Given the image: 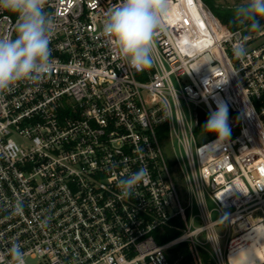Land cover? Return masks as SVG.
<instances>
[{"label": "built area", "instance_id": "obj_1", "mask_svg": "<svg viewBox=\"0 0 264 264\" xmlns=\"http://www.w3.org/2000/svg\"><path fill=\"white\" fill-rule=\"evenodd\" d=\"M120 2L45 0L52 70L0 93V264L15 243L25 264H171L166 250L180 242L230 264L233 239L254 229L264 245V29L230 28L202 0H169L155 62L137 71L101 30ZM16 23L0 10V37ZM240 39L247 54L236 58ZM218 100L231 135L199 143L198 111ZM141 167L148 177L124 197L118 180ZM166 227L179 234L158 241Z\"/></svg>", "mask_w": 264, "mask_h": 264}, {"label": "clouds", "instance_id": "obj_2", "mask_svg": "<svg viewBox=\"0 0 264 264\" xmlns=\"http://www.w3.org/2000/svg\"><path fill=\"white\" fill-rule=\"evenodd\" d=\"M45 0H0V10L17 18L14 36L0 37V93L11 91L20 82L39 84L52 70L50 41L54 21L44 8ZM170 11L169 0H121L109 9L101 30L113 47L118 59L130 68L143 71L156 59L154 39L157 30ZM264 0H245L234 9L233 23L253 31L264 29ZM233 55L243 58L247 54L243 39L233 44ZM203 130L215 134L217 142L224 143L231 135L229 110L218 100L215 110L209 112ZM148 177V170L141 167L118 180L124 197H130ZM22 206L17 204L15 212ZM8 264H25V254L19 243L9 250Z\"/></svg>", "mask_w": 264, "mask_h": 264}, {"label": "trees", "instance_id": "obj_3", "mask_svg": "<svg viewBox=\"0 0 264 264\" xmlns=\"http://www.w3.org/2000/svg\"><path fill=\"white\" fill-rule=\"evenodd\" d=\"M205 5L211 10V12L217 16L223 23H225L230 28L239 27L233 23L234 9L243 0H234L231 5H221L218 0H202ZM247 31H251L247 27ZM208 114L203 110L198 111V124L195 127V134L198 137L199 143L205 142L212 137L213 134L206 133L203 128L208 119ZM176 223L181 226L182 221L180 219L176 220ZM179 234V230L176 228L166 227L162 238L157 237L158 241H167ZM197 255L199 256L202 264H216L212 256L207 250L198 248L197 251L186 242H180L179 244L172 247V253L169 255V261L171 264H198Z\"/></svg>", "mask_w": 264, "mask_h": 264}, {"label": "bare ground", "instance_id": "obj_4", "mask_svg": "<svg viewBox=\"0 0 264 264\" xmlns=\"http://www.w3.org/2000/svg\"><path fill=\"white\" fill-rule=\"evenodd\" d=\"M259 237L260 233L254 229L234 238L228 253L230 264H255L264 259V245Z\"/></svg>", "mask_w": 264, "mask_h": 264}, {"label": "rangeland", "instance_id": "obj_5", "mask_svg": "<svg viewBox=\"0 0 264 264\" xmlns=\"http://www.w3.org/2000/svg\"><path fill=\"white\" fill-rule=\"evenodd\" d=\"M233 1L234 0H218L219 4H221V5H223V4L224 5H231V3H233ZM243 1H245V0H243ZM196 139L198 140L197 136H196ZM198 142H199V140H198ZM176 148H177V146H176ZM165 151H166L167 156H170V147L169 146H166ZM181 152L184 153L182 148H181ZM173 178H174V182L176 184V188H177V191H178V194H179V198H180V200H184V198H186V187H185V184L183 182L182 175H181L180 171L177 168L174 170ZM208 203H209L210 206L212 205L210 201H208ZM193 211L194 212L197 211L195 201H193ZM216 216H217V213L216 212H212V217L214 218ZM194 224L195 225H199V221L196 219ZM216 229H217V231L219 233H223L224 232L223 226H218V227H216ZM158 233H160V230L155 231L156 235ZM223 241H224V239L222 238L221 239V244H223ZM166 253H167L168 257H169V255L172 253V247L168 248L166 250ZM200 262H201V260H200Z\"/></svg>", "mask_w": 264, "mask_h": 264}, {"label": "water", "instance_id": "obj_6", "mask_svg": "<svg viewBox=\"0 0 264 264\" xmlns=\"http://www.w3.org/2000/svg\"><path fill=\"white\" fill-rule=\"evenodd\" d=\"M261 25H264V20L259 21Z\"/></svg>", "mask_w": 264, "mask_h": 264}]
</instances>
